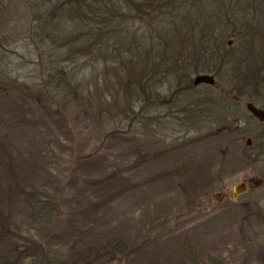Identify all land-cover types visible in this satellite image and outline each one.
Masks as SVG:
<instances>
[{"label":"rangeland","instance_id":"rangeland-1","mask_svg":"<svg viewBox=\"0 0 264 264\" xmlns=\"http://www.w3.org/2000/svg\"><path fill=\"white\" fill-rule=\"evenodd\" d=\"M47 2L0 0V254L10 264H264V182L230 196L264 171L243 154L260 139L244 147L220 101H206L229 88L218 75L258 62L262 45L210 62L213 84L194 85L212 74L197 70L178 96L157 85L155 106L138 113L134 97L108 88L105 109L99 93L78 95L77 56L42 41L61 24L46 19ZM228 41L232 53L240 41ZM199 102L206 122L190 114Z\"/></svg>","mask_w":264,"mask_h":264},{"label":"trees","instance_id":"trees-1","mask_svg":"<svg viewBox=\"0 0 264 264\" xmlns=\"http://www.w3.org/2000/svg\"><path fill=\"white\" fill-rule=\"evenodd\" d=\"M218 3L219 0H48L46 19L58 18L61 24L56 27L53 21V30L43 31L42 41H49L64 60L77 56L79 65L74 72L80 74L78 95L95 97L99 93L100 106L107 109V90L113 87L118 96L134 97L141 103L134 112L138 113L155 106L157 85L166 86L170 90L168 97H175L191 88V73L206 70L215 74L209 64L224 55L234 61L236 55L228 53L224 43L231 23L218 19ZM127 57L128 61L135 60L129 69L123 66ZM204 58L207 64L201 65ZM53 63L51 60L50 65ZM56 73L58 80L64 79L62 86L68 88V72L60 67ZM230 94L222 92L206 100L220 101V118L230 117ZM202 102L190 114L194 118L204 115L200 120L206 122L210 116L204 112ZM128 111L133 112L132 108ZM7 256L0 254V264H10Z\"/></svg>","mask_w":264,"mask_h":264},{"label":"flooded vegetation","instance_id":"flooded-vegetation-1","mask_svg":"<svg viewBox=\"0 0 264 264\" xmlns=\"http://www.w3.org/2000/svg\"><path fill=\"white\" fill-rule=\"evenodd\" d=\"M218 4V19L231 23L228 27L231 30L228 36H237L240 41L239 46L233 48L232 53L237 55L240 49L253 42L262 45L258 62L233 63L228 69L231 71L230 76L228 74L218 76L220 78L224 76L223 81L229 86L227 90L222 89L220 92L232 93L229 95L228 105L232 108L230 118L233 131L238 136L237 140L240 141L246 136L244 147H249L252 145V139H260L252 148L249 147L248 153L245 148L243 151L245 161L264 166V0H219ZM230 43L228 41L226 46ZM247 48L251 49L250 52L252 51L251 47ZM213 74L210 75L214 77ZM249 106L258 110L260 117L256 116ZM259 174L260 177H250L243 181L247 185V190L249 184H253V180H257L259 185L263 184L264 171Z\"/></svg>","mask_w":264,"mask_h":264},{"label":"water","instance_id":"water-1","mask_svg":"<svg viewBox=\"0 0 264 264\" xmlns=\"http://www.w3.org/2000/svg\"><path fill=\"white\" fill-rule=\"evenodd\" d=\"M192 82L194 85L200 84V83H206V84H213L214 83V77L210 74H206V73H200L197 74L193 77ZM249 109L252 110V112L256 115L259 116L258 110H256L255 108H253L252 106H249ZM260 117V116H259ZM253 184L255 186L258 185V181L257 180H253ZM247 190V185L245 182H239L237 184H234L232 186V189L230 191V196L232 198H237L238 196H240L241 194L245 193ZM225 193H227V191H225ZM220 197H218V200H220Z\"/></svg>","mask_w":264,"mask_h":264}]
</instances>
